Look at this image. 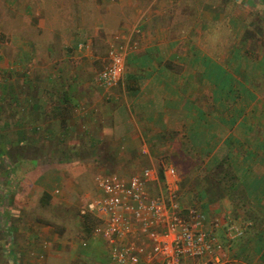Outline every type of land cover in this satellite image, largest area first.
I'll list each match as a JSON object with an SVG mask.
<instances>
[{"label": "crops", "instance_id": "1", "mask_svg": "<svg viewBox=\"0 0 264 264\" xmlns=\"http://www.w3.org/2000/svg\"><path fill=\"white\" fill-rule=\"evenodd\" d=\"M177 3L99 0L100 26L83 19L70 39L66 24L39 36L36 44L19 37V102L3 99L0 107V158L10 146L19 147L18 190L9 192L17 205L6 212L19 223L8 224L13 240L0 239V249L11 246L15 264L108 261L101 237L84 239L83 211H78L79 200L89 195L81 180L91 177L95 186V176L105 175L103 166L89 157L64 161L62 154L115 156L113 174L129 178L145 168L142 164L157 169L156 155L166 152L178 154L177 162L192 161L180 168L189 179L186 190L208 220L230 213L244 226V235L229 247L230 264H264V105L247 116L256 103L248 95L232 97V79L248 83L244 75L253 72L258 88L251 84L249 92L256 95L259 89L264 99V68L256 60L247 63L242 49L236 67L216 61L200 48L192 19L183 21L169 10ZM195 24L200 26L199 20ZM123 28L135 30L129 33L124 77L104 89L96 82L100 47ZM227 72L229 78L220 77ZM48 156L56 163H45ZM220 162L231 177L204 183ZM45 192L49 196L43 199ZM1 258L0 264H13Z\"/></svg>", "mask_w": 264, "mask_h": 264}, {"label": "rangeland", "instance_id": "2", "mask_svg": "<svg viewBox=\"0 0 264 264\" xmlns=\"http://www.w3.org/2000/svg\"><path fill=\"white\" fill-rule=\"evenodd\" d=\"M98 1L99 0H0V84L6 86V90L0 87V107H4L6 104L5 102L1 103V101H9L11 98L12 100L17 99L19 102V37H23L30 44H32V41L36 44L37 41L42 38L39 36H44L50 29L62 28L66 24H69V27L65 30L67 33L64 34L67 39H70L71 36L77 32L78 28L75 24L78 25L83 19H86V22H93L95 26H100V22L102 21L98 16L100 11H96L99 9L97 5ZM171 9L174 10L173 13L177 12L180 14L181 20L183 21L186 20L185 18L192 19L194 28L197 27V30L194 29L193 31L194 34H200V48L204 51H210L208 54L214 57L219 63L222 62L223 65L227 67L233 63V66L236 67L238 65V62H236L237 54L239 49H242L249 56V60H246V58L243 60H246L250 65H253L251 63L256 60L257 63H259V67L264 68V0H178L174 8H171V5H169V10ZM197 20H199L200 26L195 24ZM122 30L121 33H124L128 39H131L129 33L133 30H130V32L126 31L127 29L125 28ZM89 32L93 35L95 33L93 30ZM109 41L111 42L112 38H109ZM109 41L107 45L103 44L102 47H100V49L104 48L102 51L103 57L97 58L100 67H103L108 60V52L111 44ZM124 42H126V40L122 38L121 43ZM80 45H82L81 47H85L86 41H83ZM232 53L235 58H231ZM26 66L29 67L28 65ZM244 76L246 79H250L251 82H241V80L234 79L233 84L232 79V97L238 98L241 95H248L250 97L249 99L256 103V106L248 110L247 116L257 115V107L260 104L264 105V99L258 97L260 95L259 89H254L257 92L255 93L256 96L249 92V88L251 84L253 87L258 88L257 84L259 80L255 78L258 74L247 72ZM220 77L227 79L230 77V74L227 72ZM16 85H18L17 90L15 89ZM15 95L17 97H15ZM242 111H244L243 108ZM16 115L18 114H14V116ZM6 117L5 115V118ZM256 130L257 128L255 131ZM261 133L262 128L259 130V134ZM254 134H256V132H254ZM3 155L4 157L0 158V176L4 177V181L0 179V239L3 241L5 239L6 241L15 238V233L8 227V224L10 223L12 226L15 222L19 223V220L16 221L15 217L11 218L10 215H6V212H10L11 208L17 205V203H15V194L11 197L9 192L12 191V193H16L14 192L15 189L17 188L18 190L19 157L17 159L16 157L17 155L19 156V147L10 146ZM177 155L176 153L169 152L157 154L156 158L158 164L155 167L159 169L161 167L174 166L177 169L182 180L180 192L183 198V204L191 206L195 204V198L186 190L189 179L184 177L180 165L186 166L191 164L192 161L189 158H185V164L177 162ZM61 156H63L64 161L69 162H71L73 158L84 160L89 157L92 161L102 164L103 171H101L102 173L100 174L116 173L111 169V163L116 166L118 158L112 155L104 154L103 156H94L89 154H62ZM202 156L205 157V155ZM180 157L182 158V155H180ZM109 158L110 161L108 160ZM49 159H51V163H56V160L52 156L46 157L44 162L48 163L50 161ZM194 160L198 167L204 164L201 162L200 157L198 159L195 157ZM27 163L30 164L31 162L28 161ZM146 166H148V164H142L140 168ZM221 167L222 169L219 168V170H216V173L211 172V177L205 175V179L202 178V181L208 184V181L213 183V181L217 180L219 177H221L220 179L231 177V172L225 168V166ZM98 176L99 174L95 176V179L96 177L98 178ZM90 178L91 177H87L81 180L83 194L88 193L89 195L79 200V213L86 210L84 206L98 193L96 180L94 181V186ZM89 238L94 239L99 237L92 236L90 231H85L84 239L88 240ZM9 247L7 248V246H4L6 250L3 248L0 249V256L1 254L4 256V258L1 259H12L14 260L13 264H15V255L13 257L12 250H9L11 249ZM3 261L4 260H2V262Z\"/></svg>", "mask_w": 264, "mask_h": 264}, {"label": "built area", "instance_id": "3", "mask_svg": "<svg viewBox=\"0 0 264 264\" xmlns=\"http://www.w3.org/2000/svg\"><path fill=\"white\" fill-rule=\"evenodd\" d=\"M130 41L121 32L113 36L108 60L96 78L102 88L122 81ZM180 184L174 166L160 172L145 167L129 178H97L98 193L83 214L98 220L92 235L108 246L104 264H230L229 247L244 235V226L230 213L208 220L196 203L184 205Z\"/></svg>", "mask_w": 264, "mask_h": 264}, {"label": "trees", "instance_id": "4", "mask_svg": "<svg viewBox=\"0 0 264 264\" xmlns=\"http://www.w3.org/2000/svg\"><path fill=\"white\" fill-rule=\"evenodd\" d=\"M221 166H224V163L223 162H220L219 163V168L222 169ZM228 178V177H226ZM219 182H223V178L221 180H219ZM49 196V194L47 192L44 193L43 195V199H46L47 197ZM84 216V228H85V231L86 232H89L92 233L93 230L95 229L97 223H98V220L92 215V214H89V213H86V214H83Z\"/></svg>", "mask_w": 264, "mask_h": 264}]
</instances>
